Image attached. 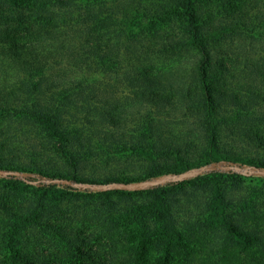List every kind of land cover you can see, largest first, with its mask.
Returning <instances> with one entry per match:
<instances>
[{
    "label": "trees",
    "instance_id": "obj_1",
    "mask_svg": "<svg viewBox=\"0 0 264 264\" xmlns=\"http://www.w3.org/2000/svg\"><path fill=\"white\" fill-rule=\"evenodd\" d=\"M0 64V117L25 122L51 151L66 148L73 169L110 163L126 145L155 163L134 177L107 173L108 183L206 168L187 188L155 184L142 202L126 195L122 204L67 209L66 224L41 227L37 245L18 243L34 210L40 217L49 205L37 203L16 223L0 217V264H264V197L233 200L220 179L221 161L247 160L230 141L264 148V0H0ZM100 69L101 81L135 88L132 99L146 108L138 130L118 133L115 109L88 105ZM78 107L93 113L88 125L104 126L101 137H83V153H75L71 121ZM186 123L187 137L176 136L172 124ZM8 159L0 157V171L14 173V183L37 178L7 169Z\"/></svg>",
    "mask_w": 264,
    "mask_h": 264
},
{
    "label": "rangeland",
    "instance_id": "obj_2",
    "mask_svg": "<svg viewBox=\"0 0 264 264\" xmlns=\"http://www.w3.org/2000/svg\"><path fill=\"white\" fill-rule=\"evenodd\" d=\"M129 1L134 0H127V2ZM138 6H142V3L139 2ZM132 20L134 21L135 18L132 17ZM0 73L2 74V72ZM103 75H105V72H102L100 69L94 79L101 81ZM114 75L109 74V77L113 78L115 77ZM109 81L111 82L107 83L108 81L103 80L95 84L98 87L95 94L96 98L90 97L88 105L97 107L102 111L115 109V114L122 117L120 125L117 128L118 133L121 131L129 132L134 129L138 130L140 112L146 109L143 105L144 103L132 99L135 88L127 87L125 83H112V80ZM81 91L82 95L89 93L88 88ZM109 106L113 108H109ZM77 110H79V113H77L78 117L71 120L75 121L74 130L78 134V138L74 139L76 143L75 153H83L85 151L83 145L87 144L86 141H83V137H101L102 133H97L96 130H101L104 126H99L94 122L88 125L87 119H93V113H85L86 110H83L81 107H78ZM4 124H6V129H9L10 134L8 135L7 132H4V137H0V157L3 159L9 158L8 160H4L3 165H7V169H23L31 176L36 175L37 178L35 180L32 179V183L28 185H22L14 183L11 178V176H14V173L0 171V217L2 218L6 215L7 219L10 218L12 222L16 223L18 222L17 216L27 215L37 203H44L50 207V210H44L40 217H37L38 213L34 210L33 216H35V222L26 226L24 232H26L27 237L21 240L18 245H37L43 231L39 232L38 230L50 223L58 224L63 222L66 224L68 221V219H64V215L68 216L66 210L78 207V204L91 205L94 201L98 204L101 200L105 203L107 201H115L122 204L125 201V198L122 196L126 195L131 196L133 200L142 202L143 198L149 194L148 191L155 184L172 183L179 187L187 188L188 184L192 182V178L195 175L203 174L206 169L201 166L192 167L187 171L177 173V169L171 172V169L164 168L158 174L155 172V177L152 180L131 181L126 184L108 183L107 179L109 176H106L107 173H111V175L117 174L121 179L125 176L123 174H128V177H134L137 173L147 168V165H152L155 162L145 158L143 154L137 153H142L143 150H137L126 145L124 146L125 148L117 150L119 151L118 155L115 158L113 157L110 163L99 162L94 165L91 164L92 166L88 167L90 164L86 163L89 161H86L82 162V164H77L73 169L71 166L73 162L67 161L69 159V151L66 148L58 149L59 153L56 150L51 151L47 140L42 137L37 139L33 134L35 131L30 133L29 125L25 122L0 117V126ZM172 125L174 126V132H177L176 136L187 137L190 131V129L188 131L187 123L184 125ZM84 130L85 134L83 133ZM239 132L238 135L240 134ZM190 133L193 135L192 132ZM242 135L240 134V136ZM230 143L232 149L236 150L239 155L247 160L245 163L234 162L228 163V165L221 161L220 165L222 167L220 169L223 175L220 176V179H223L222 182L232 188L231 197L233 200L238 199L240 195L246 197L250 192L258 194L252 197L256 202L262 200L264 197V148L257 146L256 142H248L247 139H243L237 142V144L231 141ZM120 152L124 153L121 154ZM90 155L89 159L94 157L92 152ZM164 163L165 161L161 164ZM258 163L263 164L260 166L257 165ZM227 172L234 174L233 180L230 182L226 178V175H224ZM70 173L77 175L78 180L76 183L69 185L67 179H59V177H66ZM39 174L48 177L49 181L39 180ZM80 222L73 220L71 224L76 226ZM3 231H5V228H3Z\"/></svg>",
    "mask_w": 264,
    "mask_h": 264
}]
</instances>
